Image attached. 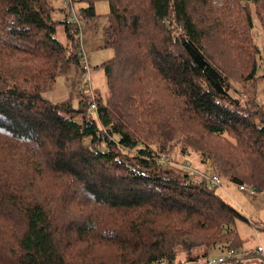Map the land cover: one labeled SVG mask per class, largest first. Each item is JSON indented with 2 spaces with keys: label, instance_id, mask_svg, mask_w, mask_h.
I'll return each instance as SVG.
<instances>
[{
  "label": "trees",
  "instance_id": "1",
  "mask_svg": "<svg viewBox=\"0 0 264 264\" xmlns=\"http://www.w3.org/2000/svg\"><path fill=\"white\" fill-rule=\"evenodd\" d=\"M107 1L106 99L86 86L74 107L45 96L79 64V42L67 53L55 36L51 1L0 0V264L193 263L240 248L232 226L243 216L158 162L175 139L226 181L264 192V113L230 81L254 90L245 3L264 29V0Z\"/></svg>",
  "mask_w": 264,
  "mask_h": 264
},
{
  "label": "rangeland",
  "instance_id": "2",
  "mask_svg": "<svg viewBox=\"0 0 264 264\" xmlns=\"http://www.w3.org/2000/svg\"><path fill=\"white\" fill-rule=\"evenodd\" d=\"M50 1L53 5V18L57 21L55 36L66 46L67 53L77 50V41H79V35L81 34V42L89 66L90 78H86L78 62L77 64H65L57 77L55 85L45 92V96L53 102L69 101L70 99L71 105L76 107L77 93L84 91L86 86H90L91 88H96V91L103 100L106 99L105 76L100 65L113 54L112 48L104 46L103 44V27L109 12L108 1L95 0L93 3L94 16L87 21H85L79 13L81 7L87 6L86 0ZM245 4L252 20V27L247 30V45L249 43L250 46L257 49V53L252 54L255 55L254 59L256 65H258L257 77L255 79L253 92H250L249 86L242 83L238 77L233 78L230 80L232 87L231 94L241 101L247 99L255 100L257 106L264 113V77L262 76V68L264 67V53L262 52V47L264 46V29H262L255 5L252 2H247ZM63 20L69 22L68 24L73 30L74 36L72 42L66 39L63 29ZM75 22H79L80 24L77 25ZM77 29H79V32H77ZM91 94H94V92ZM173 143V148L167 153V162L170 163L164 165L172 166L175 170H181L185 161H189L192 169L214 173L209 161L202 162L199 154L189 148L187 154H182L180 152L182 142H178L175 139ZM121 153H126L130 156V154L132 155L134 152L133 150H125ZM161 155L165 156V154ZM220 179V187L213 189H215V192L218 193L224 201L243 216V218L235 219L232 226L241 239L242 244L240 246L245 249L247 247H255L260 243L264 245V192L255 191L254 194H249L247 191L239 190L238 184L228 182L223 177H220ZM241 184L250 185L249 183ZM225 249L226 245L220 244L214 247L210 251V254L216 255L222 253ZM239 249L237 248V250ZM182 257V255L176 256L175 264H203V261L188 263L185 262Z\"/></svg>",
  "mask_w": 264,
  "mask_h": 264
},
{
  "label": "built area",
  "instance_id": "3",
  "mask_svg": "<svg viewBox=\"0 0 264 264\" xmlns=\"http://www.w3.org/2000/svg\"><path fill=\"white\" fill-rule=\"evenodd\" d=\"M79 25V22H75ZM79 32V29H77ZM79 47L77 51L78 61L82 67V71L87 79L90 78L89 66L84 55V49L81 42V34L79 35ZM91 106H94L91 104ZM168 155H161L158 157V162L161 164H167ZM181 170L187 172L190 175V179L197 182H206L208 187L217 188L220 187L221 179L217 174L208 173L207 171H199L192 169L190 162L185 161ZM238 189L241 191H247L249 194H254L255 189L252 185L239 184ZM228 259H234L240 264H264V246L257 245L253 250H237L236 249H225L222 253L213 255L210 254L203 260V264H222ZM158 264H168L165 259H160Z\"/></svg>",
  "mask_w": 264,
  "mask_h": 264
},
{
  "label": "crops",
  "instance_id": "4",
  "mask_svg": "<svg viewBox=\"0 0 264 264\" xmlns=\"http://www.w3.org/2000/svg\"><path fill=\"white\" fill-rule=\"evenodd\" d=\"M238 236H239V235H238ZM257 245H263V244L260 243V244H257ZM257 245H256V246H257ZM256 246H255V247H256ZM263 246H264V245H263ZM255 247H247V248H245V249H244L243 247H240V249H243V250H253V249H255ZM238 249H239V248H238Z\"/></svg>",
  "mask_w": 264,
  "mask_h": 264
}]
</instances>
